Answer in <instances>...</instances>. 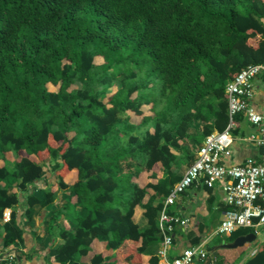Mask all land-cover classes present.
<instances>
[{"label":"trees","instance_id":"trees-1","mask_svg":"<svg viewBox=\"0 0 264 264\" xmlns=\"http://www.w3.org/2000/svg\"><path fill=\"white\" fill-rule=\"evenodd\" d=\"M251 64H264V0H0V212L13 209L0 243L23 240L18 191L52 166L76 196L60 211L75 229L56 214L49 225L65 239L56 263L159 264L148 247L162 241L163 200L181 179L175 150L197 121L215 118L206 135L226 129V86ZM46 193L27 196L29 219L56 201ZM142 204L146 229L134 220ZM252 231L218 236L199 264H236L254 242L228 248L234 260L214 252ZM242 264H264V244Z\"/></svg>","mask_w":264,"mask_h":264},{"label":"crops","instance_id":"crops-1","mask_svg":"<svg viewBox=\"0 0 264 264\" xmlns=\"http://www.w3.org/2000/svg\"><path fill=\"white\" fill-rule=\"evenodd\" d=\"M253 107L264 114V78L259 76L255 80V93L251 99ZM215 118H211L209 122L197 121L189 129L188 135L181 140L182 147L175 150L177 154V165L175 170L179 177H182L187 168L194 162L197 150L204 142L207 135L215 132H221L215 127L207 135L204 133L205 126L214 124ZM233 143L231 146V154L226 159L227 164L236 165L242 163L246 158L252 157L260 160L262 147L258 143L260 137V127L250 122L245 114L239 113L235 116V127L231 131ZM54 162L52 163V165ZM161 166V165H160ZM164 176V171L159 169L156 175H151V172H144L141 176L143 184L148 182H156ZM52 189L57 191V199L55 202L44 205L42 203L34 206L32 218H28L26 210L28 204L26 198L28 195H34L39 200H45L47 190ZM15 189L10 187L9 193L12 194ZM17 191V190H16ZM21 198V203L17 204L18 219L16 227L22 229L23 240L17 241L9 247L16 248L19 256V264H58L54 260L51 251L65 242V239L54 236L49 231V225L52 217L56 214L57 220L55 224L59 228H65L73 231L75 224L67 219L66 215L60 213L64 204L67 201H75L76 196L69 190H59L57 188V175L52 166H48L41 173V177L36 180H31L25 192L18 191ZM150 194H147L143 200V204L148 202ZM165 200V197H164ZM163 200V202H164ZM138 205L135 209L134 220L139 224L141 229H146L150 226L149 219L145 215V208ZM225 201V190L223 184H217L215 187H209L204 182L199 181L189 187L181 194L174 205L169 206V210L175 211L174 214L188 218L187 225H179L175 227L173 236L174 243L166 256L160 255L162 241L154 243L148 247V252L160 256L159 264H171L175 256L181 255L185 248L196 246L204 243L212 244L215 239L220 236L217 233L218 226L224 217V213L228 208ZM12 208H6L3 213L0 212V234L4 231L5 224L9 221L5 218V213H12ZM264 234V227L261 229ZM260 232V233H261ZM245 251V254L236 264H242L248 258L253 256L254 250H260L264 244V235ZM200 239L198 244L193 245L195 240ZM101 246V245H100ZM99 246V247H100ZM217 249V248H216ZM222 252L227 257L233 260L239 257L236 250L228 248ZM103 247L95 249V251H103ZM216 251V250H215ZM215 253V252H214ZM77 264H91L87 256L77 257ZM145 259V258H144ZM200 259H197L193 264H199ZM68 264H76L74 261ZM144 264H147L144 261Z\"/></svg>","mask_w":264,"mask_h":264},{"label":"built area","instance_id":"built-area-1","mask_svg":"<svg viewBox=\"0 0 264 264\" xmlns=\"http://www.w3.org/2000/svg\"><path fill=\"white\" fill-rule=\"evenodd\" d=\"M259 76L264 78V64H251L228 82V126L224 131L206 136L197 150L194 162L165 196L158 220L159 233L162 236L161 256H166L172 248L175 227L187 225L189 222L188 218L169 213V206L174 205L181 194L199 181L209 187L220 183L224 186L225 201L231 208L225 211L218 226V234L229 235L239 228H253L252 232L258 236L264 227V114L251 104L255 93V80ZM239 113L245 114L250 122L260 127V137L257 140L262 147V154L260 160L248 157L240 164L230 165L226 159L231 154V131L235 127V116ZM5 218L10 220L11 213L6 212ZM207 254L204 242L185 248L171 264H193L197 259H205ZM0 264H19L16 248L0 243Z\"/></svg>","mask_w":264,"mask_h":264},{"label":"water","instance_id":"water-1","mask_svg":"<svg viewBox=\"0 0 264 264\" xmlns=\"http://www.w3.org/2000/svg\"><path fill=\"white\" fill-rule=\"evenodd\" d=\"M257 239V234L255 232H249L247 234H243L238 236L234 241L228 242V241H222L215 251V254H217L218 249L223 248H237L244 246L246 243H253Z\"/></svg>","mask_w":264,"mask_h":264},{"label":"rangeland","instance_id":"rangeland-1","mask_svg":"<svg viewBox=\"0 0 264 264\" xmlns=\"http://www.w3.org/2000/svg\"><path fill=\"white\" fill-rule=\"evenodd\" d=\"M49 87H50L51 90H55V89L57 88V87L52 86V85H49ZM259 235H260V236H259V238H258V241L261 240V238H262V236H263L264 234L261 232Z\"/></svg>","mask_w":264,"mask_h":264}]
</instances>
